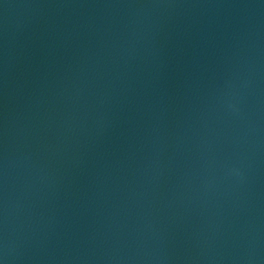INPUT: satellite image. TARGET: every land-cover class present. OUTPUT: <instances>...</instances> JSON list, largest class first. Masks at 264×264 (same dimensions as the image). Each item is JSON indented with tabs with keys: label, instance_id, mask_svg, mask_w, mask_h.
<instances>
[{
	"label": "water",
	"instance_id": "95a60500",
	"mask_svg": "<svg viewBox=\"0 0 264 264\" xmlns=\"http://www.w3.org/2000/svg\"><path fill=\"white\" fill-rule=\"evenodd\" d=\"M3 264H264V0H0Z\"/></svg>",
	"mask_w": 264,
	"mask_h": 264
},
{
	"label": "clouds",
	"instance_id": "9594fccd",
	"mask_svg": "<svg viewBox=\"0 0 264 264\" xmlns=\"http://www.w3.org/2000/svg\"><path fill=\"white\" fill-rule=\"evenodd\" d=\"M0 264H3V261L2 260H0Z\"/></svg>",
	"mask_w": 264,
	"mask_h": 264
}]
</instances>
